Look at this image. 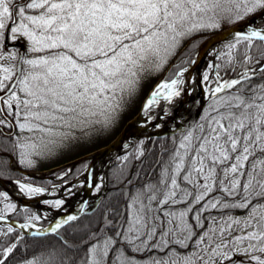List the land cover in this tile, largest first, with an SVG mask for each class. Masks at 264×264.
I'll return each mask as SVG.
<instances>
[{
    "label": "snow or ice",
    "instance_id": "snow-or-ice-1",
    "mask_svg": "<svg viewBox=\"0 0 264 264\" xmlns=\"http://www.w3.org/2000/svg\"><path fill=\"white\" fill-rule=\"evenodd\" d=\"M258 11L264 13V0H0V127L38 131L44 134L43 141L44 136L62 135L55 129L73 121L108 124L124 97L136 90L146 64L163 62L181 37L218 27V16L228 14L243 20ZM260 18L264 19V14ZM18 36L26 38L32 58H18L16 52L3 50L6 38L16 41ZM254 40L264 42V28L250 27L247 34L237 36V44L245 41L249 49ZM229 48H236V44ZM250 60L245 54V63ZM251 78L246 70L239 79L218 83L211 89L212 95ZM203 79L207 81L208 75ZM178 83L172 79L160 84L145 111L157 102L161 90H168L165 100L178 96ZM213 111L217 114L208 117L206 126L200 125V135L189 131L184 136L179 145L183 151L178 150L173 158L172 175L164 170L163 179L148 190V204L135 197L128 205L130 219L123 239L133 245L132 251L139 252L156 238L151 248L164 255L151 264H234L233 257L238 254L246 256L248 264H264V85L254 88L248 97H219ZM19 147L20 162L31 165L29 157L37 145L24 143ZM181 172L191 190L178 183ZM20 189L28 195L44 191L24 184ZM217 190L223 198L206 200ZM0 197L8 198L5 193ZM153 201L168 218L159 225L160 215H150L155 211ZM202 201L206 202L201 205ZM54 203L59 207L63 201ZM169 204H185L186 210L164 209ZM195 205L201 207L194 211ZM15 209L14 204L4 205L5 211ZM212 209H246L247 213L243 220L229 215L218 228L205 229L207 218L203 214ZM190 213L193 223L187 219ZM4 218L0 214V220ZM76 219L68 216L51 231ZM211 223L217 224L215 217ZM234 227L242 234L227 239L225 234L231 235ZM13 231L9 226L8 233ZM115 243L109 237L102 245L91 244L84 264H137L119 249L109 261V250ZM192 244L195 250H191ZM15 247L3 248L0 264H5Z\"/></svg>",
    "mask_w": 264,
    "mask_h": 264
},
{
    "label": "trees",
    "instance_id": "trees-1",
    "mask_svg": "<svg viewBox=\"0 0 264 264\" xmlns=\"http://www.w3.org/2000/svg\"><path fill=\"white\" fill-rule=\"evenodd\" d=\"M259 12L250 14L243 20H238L235 23L247 20ZM219 17L222 18L223 15L217 18ZM223 28L225 26H219L210 30L204 28L195 30L181 37L175 49L163 62L149 64L146 74L140 78L137 89L130 96H125L121 101L120 107L115 113L113 132L105 134L103 139L87 144V148L81 151L42 166L32 167L20 162L17 154L18 146L15 134L13 136H7L0 132V178L6 181L22 179L25 177L22 171L41 172L48 170L107 145L121 131L126 122L131 120L139 112L140 103L152 86L162 79L164 81L174 79L180 70L187 67L199 44L208 36L221 31ZM246 45L247 42L241 41L236 45L230 58H222V61L217 66V74L221 80L231 81L233 79H239L241 77V69H246L252 63L264 59V42L254 40L253 46L250 49ZM10 47H8L7 51L11 49ZM3 50L7 52L4 49V42ZM245 54L251 57V60L247 63H245ZM261 68H264V64L255 67V74L251 76V80L244 81L241 85H237L232 89H226L224 92L217 94L207 101L189 130L174 135L152 138L147 142L144 141V149L141 155L137 156L136 150L133 149L123 161L112 163L107 170L106 193L92 211L83 214L76 220L70 221L56 233L39 237H21L13 252L5 259V264H20L28 260H32L34 264H84V261L87 259L89 246L91 244L103 243L109 237L116 241L110 247L109 261L114 260L115 256L118 255L116 249L124 251L126 255L133 259L149 262L162 257L164 255L163 252L151 248V244L157 242L156 238L149 242L147 248L139 252L132 251L133 245H128L123 239V233L128 227L127 221L130 219L131 210L128 208V205L132 203L135 197H140L144 204H148L147 196L151 194L148 190L159 184V181L163 179L165 169L169 170V176L172 175V168L174 167L173 158L178 150L183 151L179 149V145L184 136L189 131H192L194 135H200V125L206 126L208 117L217 114L216 111H213V108L216 106V100L219 97L231 95L248 97L253 95L254 88L258 89L260 85H264V72L260 71ZM219 111H224V109L220 108ZM99 134V131L90 133L89 137L91 141L98 136L100 137ZM10 155L13 157L19 170H14L10 167ZM87 164L88 161L83 160L75 165L69 173L66 171L68 174H66L65 180L68 181L75 178L86 168ZM60 171H65V168L62 167L58 171L56 170V172ZM56 172H53V174H56ZM181 173L184 174V172ZM26 181L43 187H48L53 183L48 178L40 179L27 176ZM167 183L170 184V179ZM181 187L191 190V186L186 183H182ZM159 188L163 189V185H159ZM212 196L223 198V193L217 190L210 194L206 200L211 199ZM160 198L162 197L158 195V199ZM205 202L202 201L201 205ZM170 205L163 207L168 211L170 209L174 211V208H186L185 204H180V206ZM201 205H195L194 211L200 208ZM151 207L155 211L150 215H160L161 217L160 221H156V224L159 225L161 221L166 222L168 218L162 215V209L157 207L156 201L152 202ZM246 213V209H212L203 214L207 218L203 223L205 224V229L214 226L218 228V224L220 226V223L227 219L229 215L236 219H242L246 216ZM29 214L30 210L27 208L15 212L12 218L17 221H25ZM191 217L192 214L190 213L187 218L189 223H193ZM212 217L216 218V225L211 223ZM38 223L44 225L45 221H38ZM166 227L167 225L165 223ZM205 229H197V231L203 232ZM159 231L160 229L158 228V233ZM117 232H120L121 235L117 236ZM234 232H236V228L231 231V234ZM17 235L18 232L14 230L11 233H7L0 240V259L3 257V248L9 247ZM135 243L139 244L140 242L136 241ZM191 250H195L194 244L191 245Z\"/></svg>",
    "mask_w": 264,
    "mask_h": 264
},
{
    "label": "rangeland",
    "instance_id": "rangeland-1",
    "mask_svg": "<svg viewBox=\"0 0 264 264\" xmlns=\"http://www.w3.org/2000/svg\"><path fill=\"white\" fill-rule=\"evenodd\" d=\"M219 18L216 19V23H218L219 26H225V28H228V27H230V26H232L234 24H237L235 22L238 21V20H235L234 16H231V15H228V14L223 15V17L220 18V19ZM238 23H240V22H238ZM225 28H223V29H225ZM204 29L210 30L212 28H204ZM194 31H192V32H194ZM18 39H21V40H18ZM18 39L16 41H21V42L24 43V46H25L24 57L32 58L34 54L30 53L29 51H27V49L29 47V44H28L26 38H24L22 36H18ZM9 41L15 42V41H12L11 39H9ZM232 44H236L237 45V39L233 40L231 42V44H229V45H232ZM229 45L225 46L223 48H220L219 50H216V52L213 54V56L212 55H208V54H210V53H208L204 57V61H206L208 63V65L206 67V70H205V72L203 74V77H204L205 74L208 75V80L205 81L203 79V77H202L205 97H207L208 95H212L211 89H214L217 86L218 83H223L224 82L223 80H221L219 78V75L217 74V66L222 61L223 57L230 58L232 53L234 52L235 48L234 49H230ZM9 46H11L10 47L11 49H9L8 51L6 50L7 51L6 53H8V52H16L17 53V57H18L19 48L15 47L14 43L12 44L10 42H9L8 47ZM261 64H264V59H260V60H258L256 62L252 63L246 69H241L240 70V72H241L240 74L244 73L246 70H249V75H252V72H253V70H255V67L257 65H261ZM148 65L149 64H146L145 69L139 74V81H140V78L144 74H146ZM180 72H182L184 74V69L180 70L178 73H180ZM182 77H183V75H179V76L176 75L174 79H178L181 82ZM164 82H170V81H162V82L159 81V82H157L147 92L145 98L142 99V101L140 103V109H139V112L142 110L141 116L144 115L146 117H153L155 115H158L161 112V108L157 105V102L155 104H153L147 111H145V104L151 98L152 93L157 89V87L160 84L164 83ZM178 84H180V83H178ZM153 89H154V91H153ZM161 91H162V95H160L159 97L167 94L168 90L164 89V90H161ZM202 109H203V107H202ZM202 109H201V111H202ZM201 111H200V113H201ZM139 112L137 114H140ZM114 118H115V115H114L113 119L111 120V122L108 123V124L73 121V122L70 123V125L59 126V127H57L55 129V131L57 133L62 134V135H57V136H54V137L44 136V140L43 141L41 140V137L44 134H42V133H40L38 131H33V132H28L27 130L21 131L18 127H16L15 139L17 141L16 143H17V146H18L17 147V149H18L17 154H18L19 160L21 161V156H20L21 149L19 147V144H24V143L36 144L37 145L35 151L29 157V159L32 160L31 165L27 164L28 166H32V167L42 166V165L48 164L50 162L56 161V160H58L60 158H63L65 156H67V155H70L72 153L81 151V150L87 148V144L93 143L96 140L103 139L105 134H107L108 132H113V126L115 124V119ZM14 123H15V121H14ZM189 129H187V130H189ZM95 131H99L100 132L99 135H100L101 138L98 136L97 138H95V139H93L91 141V138L89 137V135H90V133L95 132ZM48 140H53L54 143H47ZM143 144H144L143 140H141L140 142L134 144L132 146V148H129V150L124 155H122L121 157H119L117 159L112 160L110 162V165L112 163H114V162H117V161H123L127 157V155L130 153V151L133 150V149L136 150L137 156L141 155L142 152H143V149H144ZM75 161L76 160H73V161H70V162H67V163L61 165V168L62 167L65 168V171L56 172V170L57 171L59 170L60 166L59 167H54V168H51V169H48V170H44V171H41V172H39V171H37V172L29 171V173L32 174V175L41 176V177H47L48 180H52L53 183L51 185H49L48 187H43V186L36 185L34 183H30V182L26 181V176L24 178H22V179L15 180L14 182H12V184L10 186H12V185L14 186L15 185L17 188L20 189V185L24 184V185H31L32 187L42 188L44 190H49V189H51L54 186H62V185H64L65 183H67L69 181V180L66 181L65 177H66V174H68L73 169L71 164L74 163ZM11 164H12L13 167L17 166L16 162H13ZM110 165H109V167H110ZM108 168H107V170H108ZM107 170L105 172L104 186L102 188L101 193L103 192L104 188L106 187ZM53 172H56V174H53ZM184 174L181 173V176L177 178L178 179V183H180V185L182 183L183 184L186 183V182H184L182 180V176ZM0 193H5L7 195V197H8L7 200H5L3 197H0V212H1L0 214H3L5 216L10 215L13 211H5L4 210V205L7 204V203H11V204H14L16 206V208H17L16 200L14 199V197H12L8 193L4 192L1 188H0ZM22 194H23L24 198L32 199V203L33 202L34 203H38L41 206L40 207V213H42L44 215H49V214H54V213H57V212H59V213L60 212H64L68 208H70L71 206L69 204V200L75 194V191H74L73 185H71L69 187L64 188L63 189V194L58 196V197H56V198H46V197L45 198H40V199L38 198L37 201L35 199L37 197V194L28 195L26 192H22ZM57 200L63 201V203L59 207H56L55 203H54ZM166 206H168V205H166ZM170 206H180V204L170 205ZM93 207H95V206L89 207L88 210H91ZM29 210H30V214L27 216L26 222L29 223L31 225V227H33V228H35L37 226H43V225H40L38 223V221L40 219L39 220L30 219L33 216H38L36 210L35 209H31V208ZM185 210H186V208L185 209L174 208V211L177 212V213H179L180 211H185ZM170 211H173V210L170 209ZM244 218H242L241 220H243ZM45 223H46V221H45ZM0 226H1V228H0V236H1L2 232L4 231L5 225L1 224ZM218 227H219V224H218ZM234 229H235V227H234ZM240 234H242L241 231L239 229H236V232H234L233 234L228 235L226 233L225 235H226L227 239H231L233 236L240 235ZM102 244L103 243H99V245H102ZM256 254L260 255L259 253H256ZM134 260L137 262V264H151V262L146 261V260H140V259H134ZM233 260H234V264H240V261H244L245 264H248V258L246 256H243V255H239V254L235 255L233 257ZM30 262H32V264H34V262L32 260H28V261L22 262L20 264H30ZM224 264H229V262L228 261H224Z\"/></svg>",
    "mask_w": 264,
    "mask_h": 264
},
{
    "label": "water",
    "instance_id": "water-1",
    "mask_svg": "<svg viewBox=\"0 0 264 264\" xmlns=\"http://www.w3.org/2000/svg\"><path fill=\"white\" fill-rule=\"evenodd\" d=\"M262 14H264V13L260 12L259 14L255 15L254 17H252L248 20H245L241 23L232 25L228 28H225V29L215 33V34H212V35L208 36L199 45L196 52L192 56L189 64L185 68L183 77H182L181 82H180V86L182 88L181 103H180L178 109L169 117V119L165 122V124L161 128L147 129V128H143L142 126L138 125L136 123V121H137V119H139V117L142 114V110H141L139 112L140 114H137L134 118H132L131 120L126 122V124L123 126L121 131L107 145L95 150L94 152H91L90 154H87L85 156L77 158L76 161L71 164V166L73 167L77 163H79L83 160H88V165L84 169V171L81 174H79L76 178H74L73 180H71V181H69L63 185L62 189L71 186L81 176L85 177L86 187L84 189V192H83L82 196L80 197V199L76 203H74L70 208H68L64 212L58 213L57 216L51 221H48L44 217H40V220L46 221V225L37 226V227L33 228L27 222H21V221H17V220H14L11 218L12 214L14 212L20 210V209H23V208L34 209V206L31 203L32 199H27V198L22 199L21 200V203L23 205L22 207H18L10 215L4 216L5 217L4 220H0V225L4 224V225L12 226L14 230L18 231V236H17V238L13 244H16L17 241L21 237H24V236L39 237V236H45V235H50V234L56 233L59 229H61L63 226L66 225V224H64L62 227L57 229L56 232H52L51 228H53L56 223H60L61 221L67 219L68 216H76L78 218V217L82 216L83 214L90 212L93 209L92 208L91 210H88V208L91 207L90 195H91V192L93 189L94 178L97 175V172L99 171L102 163L109 156V154L113 151V149L119 144V142L123 139L126 132L130 128L134 127V128L139 129L140 137L142 139H146V141L149 139H152V138H159V137H164V136H168V135H174V134H177L179 132H183V131L189 129L194 124V122L196 121L198 114L200 113L203 105L206 103L207 100H209L211 97H213V95H208L207 97H205L204 100L199 104L197 110L195 111V113H194L192 119L189 121V123L186 125H183V126L181 125V119H182L183 115L185 114V111H186L187 105H188V89H189L190 80H191V76L193 74L194 68L199 64L204 53L209 49V47L214 42H216L220 38L226 37V36H233L235 39H237V36L239 34H247V32L249 30H245L244 27L247 24L251 23L258 16H262ZM6 37H7V33H6ZM8 45H9V39L6 38L4 40V49H7ZM14 45H15V47L19 48L18 58L23 57L24 52H25L24 43L21 41H17L14 43ZM154 89H153V91H154ZM0 94H2V93H0ZM8 120L13 123V121L9 117H8ZM160 121H161V118L159 115L156 118V123H160ZM0 131L7 136H11L15 132V127H10V131H6L3 127H0ZM9 159H10V162L13 161V157L11 155L9 156ZM109 165H110V163L107 165L106 170L109 167ZM10 166L13 167L12 165H10ZM13 169L17 170L16 167H13ZM106 170H105V172H106ZM23 173L25 175H27L29 177H33V178H44L41 176L32 175L29 172H23ZM5 183H12V181H6V180H3L0 178V187H1V184H5ZM105 193H106V187L104 188L103 192L101 193V198L105 195ZM8 194L12 197H15L14 195H12L9 192H8ZM35 199L37 201L38 198H35ZM21 224H28L29 227L21 228V227H19V225H21ZM34 232L37 233V235H33ZM6 233H8V230L5 229L3 231V234L1 237H3ZM2 259H4V257Z\"/></svg>",
    "mask_w": 264,
    "mask_h": 264
},
{
    "label": "bare ground",
    "instance_id": "bare-ground-1",
    "mask_svg": "<svg viewBox=\"0 0 264 264\" xmlns=\"http://www.w3.org/2000/svg\"><path fill=\"white\" fill-rule=\"evenodd\" d=\"M261 16H258L255 18L251 23L247 24L244 29L250 30L251 28H256L257 30L264 28V19L260 18ZM235 40L233 36H226L222 37L216 42H214L209 49L204 53L202 56L199 64L194 68L193 74L191 76L190 85L188 89V105L187 109L185 111V114L183 115L181 119V125H186L193 117L195 111L197 110L199 104L204 100L205 93H204V86L202 82L203 74L206 70V67L208 63L204 61V57L208 55H212L216 52V50H219L220 48H223L225 46H228L231 44V42ZM176 90L179 91L178 96H173L172 99L165 100L164 95L161 97H157V105L161 108V112L158 115H155L153 117H146L144 115L140 116L139 119H137L136 123L143 128L147 129H158L161 128L165 122L169 119V117L178 109L181 100H182V88L180 84L176 86ZM160 115L161 121L160 123H156L157 116ZM142 138L140 137L139 129L137 128H130L123 139L119 142V144L113 149V151L109 154V156L105 159V161L102 163L99 171L97 172V175L94 178L93 181V189L90 195V203L91 206H94L99 199L101 198V191L104 186V180H105V170L107 165L114 159H117L124 155L130 147H132L134 144L140 142ZM11 184H1V189L6 193H11L15 197L16 205L17 207L23 206L21 203V200L24 199L21 189L17 188L15 185L10 186ZM73 188L75 191V194L72 196V198L69 200L70 206H72L74 203H76L80 197L82 196L84 189L86 187V181L85 177L81 176L79 179H77L73 184ZM63 185L62 186H54L49 190H44L42 193L37 194L36 198H56L63 194ZM32 203V201H31ZM34 206V209L37 212V215L39 217H44L48 221L53 220L57 214H49L44 215L40 213V205L38 203H32ZM8 225H5V229L8 230ZM1 228V226H0Z\"/></svg>",
    "mask_w": 264,
    "mask_h": 264
},
{
    "label": "flooded vegetation",
    "instance_id": "flooded-vegetation-1",
    "mask_svg": "<svg viewBox=\"0 0 264 264\" xmlns=\"http://www.w3.org/2000/svg\"><path fill=\"white\" fill-rule=\"evenodd\" d=\"M1 118V117H0ZM3 128H5V130H8V126L5 125V126H2Z\"/></svg>",
    "mask_w": 264,
    "mask_h": 264
}]
</instances>
